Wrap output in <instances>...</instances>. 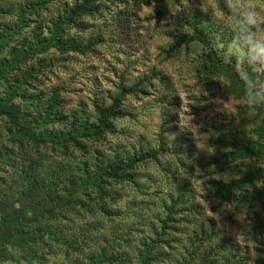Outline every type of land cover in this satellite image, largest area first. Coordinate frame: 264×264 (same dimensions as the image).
I'll list each match as a JSON object with an SVG mask.
<instances>
[{
    "label": "rangeland",
    "instance_id": "rangeland-1",
    "mask_svg": "<svg viewBox=\"0 0 264 264\" xmlns=\"http://www.w3.org/2000/svg\"><path fill=\"white\" fill-rule=\"evenodd\" d=\"M219 2L0 0V64L29 49L0 99L37 135L0 115V264H264V107L243 99ZM198 30L215 51L178 44ZM120 95L123 116L86 135ZM149 151L133 180L102 175Z\"/></svg>",
    "mask_w": 264,
    "mask_h": 264
},
{
    "label": "clouds",
    "instance_id": "clouds-1",
    "mask_svg": "<svg viewBox=\"0 0 264 264\" xmlns=\"http://www.w3.org/2000/svg\"><path fill=\"white\" fill-rule=\"evenodd\" d=\"M210 14L230 33L226 50L238 62L244 101L264 107V0H220Z\"/></svg>",
    "mask_w": 264,
    "mask_h": 264
},
{
    "label": "trees",
    "instance_id": "trees-1",
    "mask_svg": "<svg viewBox=\"0 0 264 264\" xmlns=\"http://www.w3.org/2000/svg\"><path fill=\"white\" fill-rule=\"evenodd\" d=\"M76 7H80V4H77ZM87 7L84 9L87 10ZM75 11L83 12L78 9ZM56 35H59V34L56 32L55 36ZM35 36H39V33L38 34L36 33ZM177 37H178L179 45L189 44L192 41L198 40L200 42L205 43L206 46L210 48L211 52L215 51V49L213 48V43L211 39L208 37L206 33L202 31L198 30L197 34H194L192 36L178 35ZM45 43L46 42L42 41L38 48L35 47V50L42 51L43 50L42 46H45ZM28 51L29 49H26V48H20L17 50L13 48L14 55L12 59L7 60L4 63L0 64V78L1 77L6 78L7 75L13 72L14 70H19L20 69L19 66L22 61V58L27 55ZM210 58L214 60L215 59L214 54L210 53ZM137 91H138L137 86H135L127 91L125 90L124 93H128V92L135 93ZM8 97H12V94L8 95L5 99H0V115L3 117H6L10 131L23 133L24 135L29 136L30 138L34 140H37V135L34 133L33 128L26 123L23 112L21 111L20 107L14 105L8 99ZM122 98L123 97L121 95L117 96L115 97L113 104H111L108 107H101L100 112H99L100 116L97 122L93 124L92 126H90L89 128H85L84 133L88 136H91V135L95 136V135H102L103 133L108 131L111 128L112 119L123 116V110L121 107ZM74 133L77 134V132H74ZM68 135L69 136H67L66 139L70 138L72 139V141L77 142L75 135H71V133ZM260 135H261V138L263 139L262 140L263 142L258 148H256L255 153L259 158H264V126H263V130L261 131ZM151 157L155 158L156 154L154 152L149 151L144 154H141L140 156L132 158L131 160H129V162L124 161V160H116L115 162L106 165V167H103L102 175L105 177V179L110 178L111 180L117 181V182L118 181L120 182V180L131 181L134 178H132V173L130 169H133L139 161H142L144 159L151 158ZM243 157H245V154L243 153H239V154L232 156L234 160L243 158ZM118 215L120 216L123 215V212H121L120 214L118 213ZM9 221H10L9 217H5L3 216V214H1L0 230H3L4 227L8 228L10 225ZM16 233L18 232H13L12 230H10L9 232H6V236L9 240L13 241L14 239H16L17 237L21 235V233H18V234Z\"/></svg>",
    "mask_w": 264,
    "mask_h": 264
}]
</instances>
